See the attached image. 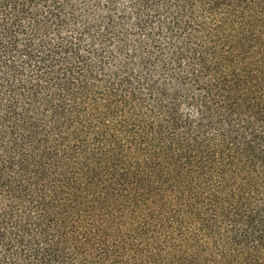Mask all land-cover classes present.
Masks as SVG:
<instances>
[{
	"label": "trees",
	"instance_id": "obj_1",
	"mask_svg": "<svg viewBox=\"0 0 264 264\" xmlns=\"http://www.w3.org/2000/svg\"><path fill=\"white\" fill-rule=\"evenodd\" d=\"M0 264H264V0H0Z\"/></svg>",
	"mask_w": 264,
	"mask_h": 264
}]
</instances>
